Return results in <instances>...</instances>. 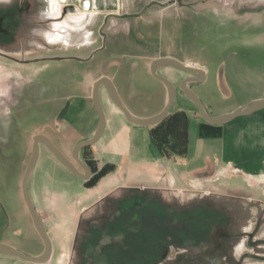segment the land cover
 Returning a JSON list of instances; mask_svg holds the SVG:
<instances>
[{"label": "rangeland", "instance_id": "1", "mask_svg": "<svg viewBox=\"0 0 264 264\" xmlns=\"http://www.w3.org/2000/svg\"><path fill=\"white\" fill-rule=\"evenodd\" d=\"M51 1L54 6L51 11L56 17L66 0ZM108 17L112 18L105 24ZM42 33L39 40L33 39L39 48L32 56L70 52L90 60L33 65L53 66L52 71L39 75L38 81L45 83L44 87H61L69 96L67 101L45 106L42 102H21L23 90L35 73L23 72L16 64H6L0 59V242L27 254L44 249L22 199V180L32 154L33 137L48 136L72 158L74 146L91 137L99 123L92 99L98 79L111 78L129 111L139 117H151L165 102L163 83L150 72L151 63L158 55H174L184 64L208 71L204 84H194L193 91L205 106L213 107L214 113L239 108L264 91V0H84L83 6L70 11L62 23ZM61 65L64 68L58 67ZM171 71L168 75L165 68H160L159 74L177 86L175 107L180 99L178 81L189 74L178 69ZM101 101L104 110L112 101L104 89ZM65 103L67 106L63 108ZM60 113L63 115L59 116ZM198 117H201L199 112ZM200 121L211 125L201 118ZM237 127L227 133L226 143L230 148ZM198 133L199 129L192 127V134ZM194 136L193 151L198 144ZM215 141L219 147L220 140ZM42 151L45 157L51 156L44 147ZM90 151L87 157L92 155V146ZM227 151L225 160L237 159L238 155L231 149ZM216 155L222 159L217 150ZM202 163L200 159L193 166ZM244 166L255 175L263 168V165ZM234 169L219 176L220 182L229 187L217 185L214 192L197 193L191 198L182 192L157 199L151 202L152 210L165 211L171 207L178 213L181 206L185 216H189L199 203L205 205L203 209L212 204L215 217L221 214V208L233 213L243 207L255 216L257 210H264V179L245 177ZM82 220L83 225L102 226L99 218L87 219L88 223ZM192 222L187 217L183 223L184 234L188 236L198 229ZM199 229L202 230V222Z\"/></svg>", "mask_w": 264, "mask_h": 264}, {"label": "crops", "instance_id": "2", "mask_svg": "<svg viewBox=\"0 0 264 264\" xmlns=\"http://www.w3.org/2000/svg\"><path fill=\"white\" fill-rule=\"evenodd\" d=\"M162 57L180 61L174 55L157 56V58ZM162 68L166 69L168 75L171 70L176 69L170 66ZM204 71L207 77L208 71L206 69ZM188 74L178 81L180 99L175 107L174 101L169 114L184 112L188 117V146L185 156L161 155L151 144V127L132 125L112 101L108 103L107 108L105 107L106 131L98 143L92 146V157L98 168L113 165V169L100 178L96 185L87 186L85 184L87 180L73 176L52 155L45 157L41 148L29 189L32 201L43 218L53 243L51 256L53 264L66 262L73 233L83 218L90 221L99 218L102 226L117 223L129 226L132 224L129 218L132 221L136 213L158 211L156 208L152 210V201L178 196L182 192H187L190 198L196 197L197 193L207 195L214 192L217 185L228 186L227 183H221L220 178L230 168H235L234 172L245 177L264 179V110L243 117L240 121L223 125L221 128L202 126L203 122L200 121L201 117H198L199 111L196 110V105L187 99L180 89L183 79L195 76ZM196 83L202 86L204 81L191 82L189 87L193 90V85ZM163 86L165 102L151 117L161 112L167 101L168 92L164 84ZM262 98L264 91L252 99ZM205 109L210 115L219 116L237 108L215 113L211 105L205 106ZM236 126L238 127L232 142L233 148H230L226 143L227 133L234 131ZM192 127L199 129L197 136L192 134ZM193 136L198 142L194 151L191 149ZM215 139L222 143L219 147L216 146ZM212 140L213 143H210ZM228 149L238 155L237 159L225 160L226 154L229 153ZM216 150L220 152L222 159L216 155ZM200 159H203L204 163L193 166ZM244 165H263L261 166L263 168L258 171V175H255L251 174ZM22 199L24 202V197ZM24 205L25 212L30 216L25 202ZM115 217L121 221L115 222ZM42 251L35 254L40 255Z\"/></svg>", "mask_w": 264, "mask_h": 264}, {"label": "flooded vegetation", "instance_id": "3", "mask_svg": "<svg viewBox=\"0 0 264 264\" xmlns=\"http://www.w3.org/2000/svg\"><path fill=\"white\" fill-rule=\"evenodd\" d=\"M83 4L84 0H66L60 8V14L54 17L51 0H0V59L6 64H16L23 72L35 73L23 90L22 103L42 102L50 106V102L69 100L61 87H44L46 84L38 81L39 75L52 71L53 66L33 65L83 62V59L70 52L39 57L32 54L37 53L35 49L39 46L36 40L42 37L43 30L62 23L70 11L78 10ZM81 11L86 14L85 9ZM111 18L108 17L105 24ZM100 33L104 35L102 31ZM58 67L64 68L63 65ZM103 89L106 90L101 86ZM65 106L66 103L63 108ZM197 205V209L193 207L189 216H185L182 211L184 207L181 206L178 213L171 207L165 211L138 212L129 226L122 223L83 225L81 219L73 233L69 255L64 264H264V210H257L255 216H252L251 211L244 207L233 213L221 208V214L215 217L212 215V204L207 209H203V204ZM187 217L192 218V223L198 226L196 232L189 236L183 231ZM114 219L115 222L121 221L118 217ZM200 222L202 230L199 229ZM16 249L21 251L20 248ZM13 260L14 264H37L0 254V264H10ZM46 264H53V261L50 259Z\"/></svg>", "mask_w": 264, "mask_h": 264}, {"label": "water", "instance_id": "4", "mask_svg": "<svg viewBox=\"0 0 264 264\" xmlns=\"http://www.w3.org/2000/svg\"><path fill=\"white\" fill-rule=\"evenodd\" d=\"M88 60H90V58L83 59V61ZM168 66L195 75L185 78L180 84V89L183 91L186 98L196 105L201 118L213 126H223L238 118L251 116L264 110V98H262L253 100L234 111L219 116L210 115L206 111L200 97L189 87V83L191 82L205 81L206 72L201 68L184 64L170 57L157 58L150 66L152 76L162 82L168 92L167 102L164 109L152 117L142 118L131 113L120 97L112 79L106 76L101 77L94 83L92 91L93 103L99 117L98 126L91 137L80 141L74 146L72 150V158H68L48 136L44 134H37L33 137L32 154L22 180V193L34 227L44 243V251L40 255H28L9 244L0 242V254L13 256L37 264H46L51 259L53 253V243L44 220L32 201L29 189L30 179L38 162L41 146H44L49 153L73 176L85 181L90 179L92 176V170L82 159L81 151L84 148L97 144L106 131L107 117L101 101V86L106 89L112 102L120 109L129 123L135 126L153 127L160 124L167 118L177 95V89L174 83L170 79L160 75L158 72L160 68ZM79 167L82 168L83 172L79 169Z\"/></svg>", "mask_w": 264, "mask_h": 264}, {"label": "trees", "instance_id": "5", "mask_svg": "<svg viewBox=\"0 0 264 264\" xmlns=\"http://www.w3.org/2000/svg\"><path fill=\"white\" fill-rule=\"evenodd\" d=\"M188 124L189 120L184 112L169 115L163 122L150 128L152 146L165 157L185 156L188 146ZM202 126L211 125L203 124ZM211 127L221 128L218 126ZM90 150L91 147L84 148L81 151V157L92 170V176L85 182L87 186L92 187L108 171L113 169V165H104L102 168H98L92 155L87 157V153H91Z\"/></svg>", "mask_w": 264, "mask_h": 264}]
</instances>
